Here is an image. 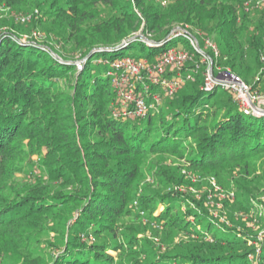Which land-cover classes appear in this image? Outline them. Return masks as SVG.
I'll use <instances>...</instances> for the list:
<instances>
[{"label": "trees", "instance_id": "obj_1", "mask_svg": "<svg viewBox=\"0 0 264 264\" xmlns=\"http://www.w3.org/2000/svg\"><path fill=\"white\" fill-rule=\"evenodd\" d=\"M245 1L0 0V264H264V232L238 234L206 205V190L166 192L192 184L189 172L212 176L234 190L223 208L250 212L264 179L253 177L264 159V114L245 113L224 86L205 89L207 66L186 39L179 43L200 69L145 117L115 115L107 75L122 56L153 60L181 26L214 65L263 95L264 10L254 17ZM24 14L30 19L21 21ZM207 38L218 56L205 49ZM78 58H86L82 69ZM153 156L177 164H160L158 186L139 192L142 163ZM142 211L165 252L142 247V223H124Z\"/></svg>", "mask_w": 264, "mask_h": 264}, {"label": "built area", "instance_id": "obj_2", "mask_svg": "<svg viewBox=\"0 0 264 264\" xmlns=\"http://www.w3.org/2000/svg\"><path fill=\"white\" fill-rule=\"evenodd\" d=\"M249 1L247 5H249ZM261 2L264 6V0H261ZM29 19V15L20 16L21 21ZM138 35L145 40L143 34L139 33ZM178 36L188 40L189 46L198 52L200 62L207 66L205 89L209 90L215 85L230 89L236 94L240 107L247 114L256 112L254 105L264 108V104H262L264 103L262 101L263 95L258 92H251L250 86L238 75L230 71H224L223 75L221 73L217 77L213 76L211 71L213 59L200 47L199 39L193 32L178 26L170 32L168 37L177 38ZM146 42L148 44L153 43ZM124 43H127V41H124ZM204 45L205 49L213 51L216 56L219 55L218 47L211 38L205 39ZM107 49L111 50L112 48L108 47ZM85 59L78 58L74 62L76 69L83 68ZM189 64L195 65L194 68H189ZM200 67L201 65L194 54L181 43L174 47H166L153 60L143 57L122 56L119 59L110 61L107 75L110 77L117 98L113 109L115 115L126 118L147 116L151 109L158 108L162 104L165 96H174L186 82V79H192V72L197 71ZM153 86L158 87V91L153 92ZM211 181L214 187H218L214 178Z\"/></svg>", "mask_w": 264, "mask_h": 264}, {"label": "rangeland", "instance_id": "obj_3", "mask_svg": "<svg viewBox=\"0 0 264 264\" xmlns=\"http://www.w3.org/2000/svg\"><path fill=\"white\" fill-rule=\"evenodd\" d=\"M249 0H246L244 2V7L246 8L247 11L253 13V16H258L259 12L264 10V6H262V2L261 0H250L249 1V5H247V2ZM37 31V32H36ZM36 31H34V35L35 33H39V30L37 29ZM36 34V35H37ZM43 35L39 36V40H41L43 37ZM23 39H29V35H27L26 33H24V35L22 36ZM179 42L184 43L187 46V42L185 41V38L182 36H178L177 38L172 39L171 41H169L167 43L166 47H174L177 46ZM139 52V49H137ZM122 51H126L125 49H122ZM99 58H103V56L101 55ZM94 64L93 61L90 62V65ZM211 66V71L213 76H219L221 73L223 75L224 71L227 72H232V69L230 67H226L225 65H214ZM225 66V67H224ZM105 69L101 67V73L104 71ZM214 71H217L219 73L215 74ZM98 73H100L98 71ZM236 75V73H234ZM256 78L258 75H255ZM191 80V79H186ZM261 92L264 93V89H261ZM262 95V94H261ZM262 101L264 102V94H263V98ZM165 102V98H163L162 104L163 105ZM264 104V103H262ZM34 159H37V157L35 155L32 156ZM164 163L163 165H165V163L168 165L169 164H177V161H174L171 157L166 158H158L157 156H153V157H149L146 158V160L142 163V178L139 181V192H142L143 187L146 184H150L153 185V187H157L158 184H154V179L155 176H158L157 174L159 173L160 170V164ZM260 163V162H259ZM258 165L260 166V169L256 170L253 174L254 176H262L264 173V159H263V163H260ZM184 168V167H183ZM183 172H186V169H183ZM188 175H190V177L188 176L189 180L191 181L192 184L189 185H178V184H173V185H168V188H166V192L168 191H178V192H184V191H192L193 194L197 195L199 194L201 190H206L208 193V198H207V202L206 205L210 207V209L212 211H214V215L216 216V218H219L220 220H224L225 223H228V225L230 226H235L237 227V229H239L240 231H237L238 234L242 233V232H248L249 234H256L257 233V237L261 238L260 236L263 234L264 232V179H263V184L261 186V190L260 193H258L259 195L257 196V198H253L252 204H254L253 207H251V211L250 212H243V211H239L238 209H235L233 212H229V210L226 208H223V200L225 199V197H227V195H230L232 199H235V194H234V190L230 189V190H224L221 186H219V184L217 183L218 187H214V185L212 184L211 179L213 178L212 176L207 178V177H201L200 174H191V172L187 173ZM19 176H23L25 177L24 174L21 173V175ZM27 176V175H26ZM22 177V178H23ZM28 177H31V175H29ZM263 178V177H262ZM261 179V178H259ZM172 186V187H171ZM138 198H135L133 200V203L131 205V208L134 212H138ZM165 207L164 203H159L158 205V210L156 214H159L161 212V210H163ZM184 208V205L182 207V209ZM190 220L191 217H190ZM149 219L145 216L144 211L141 212V217L136 216V215H131V216H126L124 223L128 224V225H133V224H140V223H149ZM236 222H244L243 227L237 225L236 226ZM142 225L144 227L145 230L140 231L137 235L136 238L137 240L142 243V247H146V245H156V247L158 248V250L160 252H165L166 249L168 248V243L163 242L158 236L153 235L152 234V230L151 228H149L146 225ZM51 235L54 236L56 235V232H51ZM180 237H184V236H180ZM92 239V238H91ZM148 241H146V240ZM176 241L180 242L179 236H177ZM94 240V239H92ZM150 241V242H149ZM248 244L252 245V246H256L257 243H255L254 239H248ZM47 250V247H44ZM48 250L53 251L55 250L53 247L48 248ZM257 251H259V249H257ZM111 254H113L116 259H118V252L116 250H112L110 251Z\"/></svg>", "mask_w": 264, "mask_h": 264}, {"label": "water", "instance_id": "obj_4", "mask_svg": "<svg viewBox=\"0 0 264 264\" xmlns=\"http://www.w3.org/2000/svg\"><path fill=\"white\" fill-rule=\"evenodd\" d=\"M135 36H136V35H135ZM135 36H133V37H131L130 39H128L127 42H128V41L135 40V39H136ZM144 38H145V40L148 41V42H149V41H150V42H154V40L151 39V38H147V37H145V36H144ZM122 44H123V42H121V44L118 45V46L120 47ZM97 50H100V48H95V49H93L92 51H97ZM254 107H255V110H256L255 113H257V114H264V108H259V107H256L255 105H254Z\"/></svg>", "mask_w": 264, "mask_h": 264}, {"label": "bare ground", "instance_id": "obj_5", "mask_svg": "<svg viewBox=\"0 0 264 264\" xmlns=\"http://www.w3.org/2000/svg\"><path fill=\"white\" fill-rule=\"evenodd\" d=\"M166 40V39H165ZM154 43V42H153Z\"/></svg>", "mask_w": 264, "mask_h": 264}]
</instances>
